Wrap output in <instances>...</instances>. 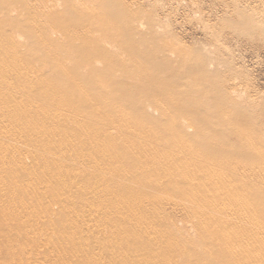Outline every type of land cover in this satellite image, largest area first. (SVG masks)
<instances>
[{
	"label": "bare ground",
	"instance_id": "obj_1",
	"mask_svg": "<svg viewBox=\"0 0 264 264\" xmlns=\"http://www.w3.org/2000/svg\"><path fill=\"white\" fill-rule=\"evenodd\" d=\"M98 1L0 0V264L33 254L62 264H264V130L251 120L241 130L239 117L214 124L215 112L200 111L210 92L148 88L156 74L143 70L174 69L155 53L138 61L130 41L134 78L117 81L125 64L114 49L142 26L109 24L115 10ZM19 35L34 40L39 71ZM223 131L226 142H208ZM167 210L188 233L160 217Z\"/></svg>",
	"mask_w": 264,
	"mask_h": 264
},
{
	"label": "rangeland",
	"instance_id": "obj_2",
	"mask_svg": "<svg viewBox=\"0 0 264 264\" xmlns=\"http://www.w3.org/2000/svg\"><path fill=\"white\" fill-rule=\"evenodd\" d=\"M107 3L108 5L105 4V7H108L112 12L115 10L113 13L111 12L114 18L110 16L107 19L110 22L109 24L113 23V26L118 24L119 28L124 30L127 25L124 28L121 26H124L125 23L129 24V20L133 19L135 25L141 23L140 26H142L140 36L129 37L130 39L128 40L125 39L122 42V46L120 43L116 44L118 47L116 46L114 49L115 53L117 52L115 56L120 54L122 57L119 55L120 59L117 60L125 64V66L119 64L120 66L117 65L118 68L116 67V74L118 73L116 75L118 77H116L117 81L123 79L121 80L122 82L120 81L121 84L126 83L124 84L126 86L132 84L131 79L134 77L129 78L126 74L132 71L130 70L129 72V69L132 68L128 67H132V65L137 63L130 60L131 57L128 52L125 51L128 55L124 52V49L127 48V42H131L132 48L135 46V59L137 58L138 61H144L148 64L151 53H155L154 59H158V62L169 64L174 69L159 75L156 67L148 65L147 70L143 71L145 73L150 72L149 75L156 74L157 80L148 88H155V92H158L160 88H198L203 92H210L216 98L206 102L200 108V111L215 112L214 124H225L233 118L239 117L245 119L244 121L241 120V123H243L240 127L241 130L242 127L245 129L252 128L249 120L256 127L264 130V0H108ZM109 5L115 9L109 7ZM100 8L98 9L102 12ZM101 12L99 11V13ZM118 19H121V21ZM156 34L159 37L156 38ZM17 38L20 41L18 47L23 53H26L30 66L39 71L42 63L34 58L31 53L34 40L28 38L27 44L23 45V41L26 38L22 35L17 36ZM37 40L39 39L36 38ZM124 43L126 48L123 46ZM28 52H30L29 55ZM47 55L56 57L55 53L49 52V50L45 56ZM60 55H63V53H60ZM206 56L208 60L211 57L209 67H207L209 61ZM173 66L176 68H173ZM143 71L134 72L135 75L137 74L136 77L140 76L137 77L140 82H137V85L140 88H144L142 78L149 76L145 75ZM186 82L189 85L188 87ZM115 83L117 82L115 81ZM137 85L134 86L139 88ZM127 95L122 94L121 97ZM224 95L232 97L235 102H231L232 100L225 102L223 99ZM217 97L219 98L217 99ZM237 97L241 98L234 99ZM156 100L158 101V98ZM108 103L115 111L118 110L119 106L122 108L118 100H108ZM137 105L140 106V103ZM141 105L143 107H153V104L148 100L142 101ZM122 110L123 113L135 117L133 112L127 109ZM156 115L157 113H155V117ZM153 117L154 115H152ZM133 121L136 122L137 120L133 119ZM134 125L137 124L134 123ZM245 126L248 127L246 128ZM193 133L194 130L190 132V134ZM223 134L226 135V131L210 134L208 142L211 144L226 142L225 139L227 137ZM230 134H233V131H230ZM233 141L232 138L227 144L233 143ZM230 147L231 144L227 149L230 150ZM110 217H115V215L110 214ZM160 217L173 224L174 228H176L175 232L180 229L181 234L188 233L187 221L179 212L176 211L174 213L167 210V212L160 214ZM1 223L2 221H0ZM10 224L29 227L26 225V221H15ZM3 228H7V226L3 224ZM32 228L34 229L35 227L33 226ZM12 238L21 242L26 241L28 244L30 242L29 238H25L19 233L14 234ZM45 251L48 256L55 253L51 249H46ZM33 255L27 262L28 264H62L59 260L39 259V257H33ZM4 259L7 261L5 264L10 263V258L4 257ZM207 262L209 261L207 260Z\"/></svg>",
	"mask_w": 264,
	"mask_h": 264
}]
</instances>
